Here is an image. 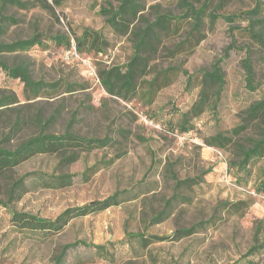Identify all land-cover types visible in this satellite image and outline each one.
Listing matches in <instances>:
<instances>
[{
    "label": "rangeland",
    "instance_id": "374dc122",
    "mask_svg": "<svg viewBox=\"0 0 264 264\" xmlns=\"http://www.w3.org/2000/svg\"><path fill=\"white\" fill-rule=\"evenodd\" d=\"M21 1L29 4L3 6L0 1L2 14L12 18L1 41L39 35L42 43L26 52L0 55V60L26 64L33 80L57 86L28 96L20 78L0 70V100L7 102L0 107L2 146L16 148L40 127L54 133L70 130L89 137L109 136L111 142L81 152L69 165H59L57 155L43 154L0 175V264H54L61 247L77 241L81 243L69 250L63 264H264V248L249 254L254 245L264 244V192L257 190L264 159L250 165V171L240 172L230 166L237 156L235 145L222 149L205 141L219 131L243 144L255 135L253 128L240 136H234L233 130L250 104L264 97V53L240 30H232L223 16L248 11L259 0H212L211 9L220 17L215 24L207 21L204 37L193 50L190 46L175 50L190 30L186 25L179 37L162 44L150 56V74L141 78L140 88L143 79L168 67L196 77L187 86L188 76L181 72L151 104L141 93L129 98L109 94L100 79L102 71L124 65L134 53L130 35L113 33L101 14L103 7L115 6L119 0H61L55 14L32 0ZM189 1L199 7L205 0ZM138 2L145 7L141 14L150 20L158 13L183 12L182 0ZM246 24L242 22L241 28ZM85 28L102 29L109 48L103 53L67 56V49L52 39L66 35L74 40ZM246 58L252 64L255 90L248 87ZM216 64L222 66L226 78L217 109L193 117L194 129L189 132L173 129L181 114L191 111L198 100L199 70H211ZM17 121L18 128L13 130ZM95 166L86 180L84 172ZM32 171L72 173L74 182L61 189L31 185L19 198H10L11 182ZM176 178L189 184L176 188ZM116 191L123 193L124 202L74 218L50 239L24 234L12 220L13 211L54 219L67 208L103 200ZM174 194L177 197L160 216ZM195 224L199 227L193 234L179 240L171 237ZM129 232L164 238L143 246L129 240ZM93 244L105 249L97 252Z\"/></svg>",
    "mask_w": 264,
    "mask_h": 264
},
{
    "label": "trees",
    "instance_id": "16d2710c",
    "mask_svg": "<svg viewBox=\"0 0 264 264\" xmlns=\"http://www.w3.org/2000/svg\"><path fill=\"white\" fill-rule=\"evenodd\" d=\"M0 1L3 6L11 3L26 7L29 4L21 0ZM31 2H35L53 14H55V6L61 4V0H32ZM182 2L183 12L180 15L158 13L153 20L145 18L141 14L145 7L138 0H119L117 5H110L101 9V14L105 17V27H108L119 36L129 34L134 48L133 56L127 63L111 66L100 73L101 82L109 94L129 98L141 93L146 102L151 104L159 92L171 85L181 72L188 76L187 86L192 85L196 74L189 75L188 71L175 67L156 70L150 79L142 80L144 85L141 88L139 85L141 78L150 74L148 71L150 56L157 53L162 44L179 37L186 25L189 26L190 30L185 31L187 32L185 39L176 44L175 50L188 48L189 46L193 50L204 37L203 30L207 21L210 24H215L220 17L219 13L211 9L212 0H205L199 7L193 1L182 0ZM223 18L229 23L232 30H240L258 50L264 53V1H256L255 6L248 11L224 15ZM9 20H12V18L3 15L0 8V55L26 52L30 48L42 43L39 35L12 42L1 41L5 25H7ZM242 22L247 23L243 28H241ZM52 39L59 46H63L67 50L75 43L79 53H103L110 46L109 39H107L102 29L85 28L81 35L75 36L74 40L66 35H55ZM244 64L248 75V87L251 90H255V87L252 86L253 72L250 59L246 58ZM1 69L12 78H20L25 83L26 88L29 90L28 92H30L28 96H39L43 90L57 86V84L46 83L42 80H33L31 70L26 64L9 65L6 61L0 60ZM198 78L200 90L197 102L191 111L183 112L181 120L173 125V129L176 128L182 133L194 129V125L192 124L193 117L208 109H217L225 89L226 78L221 65L216 64L211 70H199ZM6 104L7 102L0 100V107ZM55 116H51L46 122H51ZM19 123L20 121H17L13 125V130L18 128ZM250 128L255 130V135L250 137L246 141V144L235 141L233 136H226L221 131L209 139H205V141L210 146L222 149L227 148L231 144L235 145L237 156L234 162L230 163V166L237 167L240 172H248L250 171V165L264 159V97L250 104L245 116L242 118V122L234 128L233 135L240 136ZM110 142L111 137L109 136L103 138L89 137L76 134L70 130H66L63 133H54L49 132L44 127H40L35 135L22 141L16 148H7L2 146L0 142V175H4L9 170L18 167L31 158L43 154L57 155L60 157L59 165H69L78 159L81 152L104 148ZM96 169V166L88 168L83 174L85 179L88 180ZM74 176L72 173L47 174L40 171L28 172L11 182L8 189L9 197L16 198L17 196L19 198L23 193L30 190L31 185L46 189L65 188L73 184ZM261 178L257 185L258 192H264V171ZM187 184H189V180L176 178V188ZM176 197L177 194H174L172 199L166 202L164 210L159 213L160 216L167 212L168 207L172 204V200ZM125 200L126 198L123 196V193L116 191L103 200L67 208L54 219L41 218L30 213L13 211L12 220L24 234L42 239H50L61 232L72 219L102 212L111 206L119 205ZM198 227L199 225L195 224L189 228L180 229L177 231V234L171 237L179 240L184 236L196 232ZM127 236L129 240L135 239L143 246L163 240L164 238L157 235H145L144 233L133 232H129ZM80 243L77 241L63 245L59 253L55 255L54 264H63L69 250ZM82 243L90 245L86 241H82ZM93 246L97 249V252H103L105 249L103 245L93 244ZM262 248H264V244H256L250 248L249 254H253ZM248 264L259 263L251 261Z\"/></svg>",
    "mask_w": 264,
    "mask_h": 264
},
{
    "label": "built area",
    "instance_id": "2783aa9c",
    "mask_svg": "<svg viewBox=\"0 0 264 264\" xmlns=\"http://www.w3.org/2000/svg\"><path fill=\"white\" fill-rule=\"evenodd\" d=\"M66 55L67 56L71 55V56H74V57H79V52H78V50H77V48L75 46V43H73L72 46L70 47V49H68L66 51Z\"/></svg>",
    "mask_w": 264,
    "mask_h": 264
}]
</instances>
